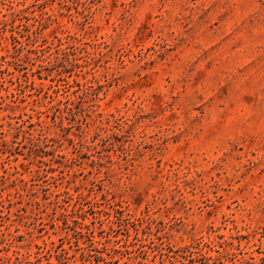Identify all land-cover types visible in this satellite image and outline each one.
Masks as SVG:
<instances>
[{
    "label": "rangeland",
    "instance_id": "obj_1",
    "mask_svg": "<svg viewBox=\"0 0 264 264\" xmlns=\"http://www.w3.org/2000/svg\"><path fill=\"white\" fill-rule=\"evenodd\" d=\"M0 264H264V0H0Z\"/></svg>",
    "mask_w": 264,
    "mask_h": 264
}]
</instances>
